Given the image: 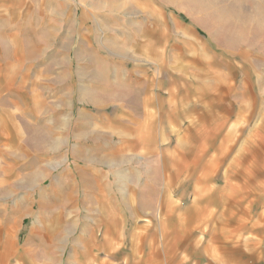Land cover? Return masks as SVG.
I'll return each mask as SVG.
<instances>
[{"label":"rangeland","instance_id":"obj_1","mask_svg":"<svg viewBox=\"0 0 264 264\" xmlns=\"http://www.w3.org/2000/svg\"><path fill=\"white\" fill-rule=\"evenodd\" d=\"M144 77L166 115L139 131ZM244 253L264 264V0H4L0 264Z\"/></svg>","mask_w":264,"mask_h":264},{"label":"crops","instance_id":"obj_2","mask_svg":"<svg viewBox=\"0 0 264 264\" xmlns=\"http://www.w3.org/2000/svg\"><path fill=\"white\" fill-rule=\"evenodd\" d=\"M0 4H4V0H0ZM101 74L104 75L102 71H101ZM141 79H143L144 81H142V82L139 81L137 86L134 87L133 97L138 99L139 101H143L144 111H143L142 115L144 117L145 116H148V117H147L146 121L144 119L143 121L141 120L138 123L139 131H143L144 129H146V128H144V125H147L148 127L151 126L150 119H149L150 116L155 115V116H159V117L164 118L166 115L165 111H162L160 109L161 106L159 107V105H158V107H156L155 104L152 105L149 103L150 101L157 100L156 91L158 90V87L161 86V83H159L158 81L149 82V83H148V81L145 82L146 77L141 78ZM94 99H96V98H94ZM161 105H162V103H161ZM39 140L41 141V144H42L43 142H45L47 140V138L43 135V133H41ZM34 179H37L36 174L32 177H30V176L26 177V182L27 183L33 182ZM142 225H144V224H142ZM244 254H247V253H244ZM248 256H250V258H248ZM245 257H247V258L244 259V262H245L244 264H261L260 263L261 259L259 257H257L256 255H252V254L248 255L247 254V255H245ZM239 260H241V258H239ZM185 264H187V263H185Z\"/></svg>","mask_w":264,"mask_h":264}]
</instances>
